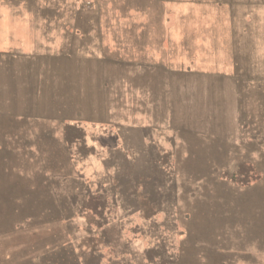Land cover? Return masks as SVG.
<instances>
[{
    "label": "rangeland",
    "instance_id": "374dc122",
    "mask_svg": "<svg viewBox=\"0 0 264 264\" xmlns=\"http://www.w3.org/2000/svg\"><path fill=\"white\" fill-rule=\"evenodd\" d=\"M158 1L0 0V264H264V0Z\"/></svg>",
    "mask_w": 264,
    "mask_h": 264
},
{
    "label": "trees",
    "instance_id": "16d2710c",
    "mask_svg": "<svg viewBox=\"0 0 264 264\" xmlns=\"http://www.w3.org/2000/svg\"><path fill=\"white\" fill-rule=\"evenodd\" d=\"M240 168H242V166H240ZM242 175V173L241 172H237V174L236 175ZM243 174H244V172H243ZM243 176H245V177H243L244 179H242L243 181H247V179H246V177H247V175H243ZM233 178H234V176H233Z\"/></svg>",
    "mask_w": 264,
    "mask_h": 264
},
{
    "label": "water",
    "instance_id": "95a60500",
    "mask_svg": "<svg viewBox=\"0 0 264 264\" xmlns=\"http://www.w3.org/2000/svg\"><path fill=\"white\" fill-rule=\"evenodd\" d=\"M81 8H83V7H81ZM17 56H18L19 58H24V56H23V55H20V54H18ZM243 81H244V83L247 82L246 80H243Z\"/></svg>",
    "mask_w": 264,
    "mask_h": 264
},
{
    "label": "crops",
    "instance_id": "0c3cea01",
    "mask_svg": "<svg viewBox=\"0 0 264 264\" xmlns=\"http://www.w3.org/2000/svg\"><path fill=\"white\" fill-rule=\"evenodd\" d=\"M157 1H158V0H157ZM158 2H159V3H161V4H163V3H164L162 0H159Z\"/></svg>",
    "mask_w": 264,
    "mask_h": 264
}]
</instances>
